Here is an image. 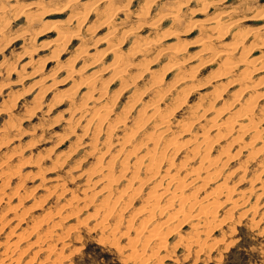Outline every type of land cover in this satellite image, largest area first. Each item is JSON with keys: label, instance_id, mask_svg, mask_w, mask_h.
<instances>
[{"label": "rangeland", "instance_id": "374dc122", "mask_svg": "<svg viewBox=\"0 0 264 264\" xmlns=\"http://www.w3.org/2000/svg\"><path fill=\"white\" fill-rule=\"evenodd\" d=\"M39 1L42 4H38V0H2V3L0 0V9L2 7L4 10L6 9L5 15L0 19V29L5 28L0 31L2 32L0 34V264H264V155L247 161L245 156L249 149H244L241 150L240 154H237L239 156L235 155L233 159L227 160L223 171L224 175L227 174L226 172L234 171L231 176L227 177V184L229 183L228 190H232L230 196L232 200H235V206L232 207V204L225 200V195L217 196L216 202L209 205L221 203L217 204L219 206L214 212L215 215L210 218V220L213 218V224L217 225H213L214 227L211 228L208 226L209 230L206 231L201 222L197 223L199 229L197 233L193 223L182 221L183 217L169 219L171 215L175 216V212L178 211L177 203L173 204L172 207L169 206L170 209L164 215L148 219V215L140 208L144 204L143 199L146 198L150 186L155 182L133 192L132 190L126 191L127 195L117 199L119 190L128 185L127 178L130 175L127 174L119 178L118 182L112 185L110 192H107V187L106 189L103 187L108 184L105 180H98V177H88L90 172L98 169L99 166L104 167L106 161L117 154L118 140L124 134L123 132H130L136 128L137 122L132 121L137 120L136 117H142L146 121L144 128H137L138 133L136 135L139 137L143 135L141 137L143 138L144 133L147 134L148 131L155 129L153 125L157 119L154 121L151 116L149 117L152 112L149 109L152 100L156 101L162 111L176 106V109H173L176 111H173L174 114L172 113L170 116L168 137L175 136L180 132L179 135H181L177 136V139L181 143L191 139L195 134L202 133V131H206L212 140L219 137V133L213 129L211 117L218 113L217 118L220 119L218 121L220 123L226 119L225 117L228 118L231 113L226 110L220 113L221 107L230 103L233 96H236L234 94H238L245 85H256L257 81L259 82L264 78V73L260 74L254 71L258 66L256 59L263 56L264 48L251 50L246 54L248 63L244 62L239 65L229 77L215 81L214 76L222 71L217 67V63L223 57H217L215 62L197 71L195 80L189 83V86L198 84L197 89L191 94H187L184 102H181L180 98H175V93L180 91V88L168 91L162 86L160 88L163 89V92L160 88H156L157 90L149 88L151 78L161 63L160 60L157 62L150 61L152 55L145 56V59H141L142 56H135L136 58L129 56L128 61L130 63L131 61L134 64L137 63L136 66L131 65V73L137 71V69H133L135 67L140 69V64H144L145 61L151 62L147 65L144 64L146 68L149 67V72L142 75L140 80H136L134 86L132 83L129 88L128 86L122 87L125 82L128 83L132 80L130 78V80L123 81L124 83L119 78H110L108 68H103V70L102 67H107L113 61V56L102 55L108 49V45L100 42L109 29L101 27L100 22L106 16L101 15L102 17L97 19L98 10L89 9L88 13L85 14L86 19L84 18L79 21L82 23H78L71 20L73 9L64 8L65 3L69 0ZM89 1L78 0L79 3H89L88 6L94 2L93 0ZM119 1L126 4L131 12H138L146 0ZM237 1L224 0L221 8L227 9L243 0ZM243 2L240 3L241 6L245 8L250 6L249 10L245 12L249 15L258 13L264 8V0H245ZM202 3L196 0H158L155 3L156 10L169 9L177 5L180 7V15L181 17L184 16L182 25L178 26L181 33L176 39H167L162 43L176 44L181 42L184 44L185 42L186 52L184 54L185 57L190 58L188 67L191 69L193 66L196 68L200 61H206L210 57L207 55L204 57L205 59L203 57L201 60L196 59L194 54L198 52L197 50L201 46L197 45L196 40L193 41L194 36L199 32H202V35L210 33L208 26L204 25L206 19L210 18L211 14L215 15L221 10V8L219 10L217 7L215 9L210 6L202 8ZM16 4L17 6H14ZM26 5L36 6L39 10H33H36L37 13L40 11V16H42V8L40 7L45 6L43 11L58 7V14L50 16L47 15L49 12H44L43 22H40L43 24L38 23L39 25L36 24L37 27L32 24V29L31 24L28 25L29 20H26L28 18L23 11V7ZM252 5H255L254 9H252ZM10 6L13 8L11 9ZM114 15L112 17L113 23L115 22L114 25L121 18H124L120 12H114ZM196 21L200 24L191 26ZM263 23L264 21L252 19L237 23L239 26L241 25V28L237 27L248 34L250 30ZM169 24L170 22L165 21L159 30L145 28L138 32L137 36L143 39L155 38L154 36L165 32ZM61 25H66L68 30H71L69 40L63 42L56 39L58 36L56 27L59 28ZM238 28L221 39L211 41L212 44L222 48V45L232 40L231 37L236 30H239ZM39 29H42L40 33ZM75 33L79 35L77 36ZM119 35L121 32L117 34V40ZM30 36L31 38H29ZM81 39L84 42L83 46ZM5 40L8 42L6 43ZM129 41L124 40L123 46L120 48L121 54L124 56L130 51ZM244 41L245 48H250L257 42V39L250 36ZM79 45L82 47L80 48ZM247 45L248 47H246ZM78 46L79 48H77ZM81 49L85 52L87 50V53L78 59L80 55L78 53ZM241 50L240 48L231 60H238ZM96 54L101 57L99 58ZM146 57L150 60H147ZM97 58L101 59L100 64L84 66ZM64 65L69 69L63 68ZM244 68L253 71L248 79L243 80L244 85H231L230 82L242 76ZM100 70L102 72L99 74ZM95 72H98L99 78L109 81L108 84L112 87L111 89L108 85V96L105 94L100 99L97 98L99 94L96 91L89 92L91 87L89 86V88L83 81L87 77L97 75V73L94 74ZM128 75L131 74L128 73ZM81 81L85 84L84 86L80 83ZM118 87L121 88V95L116 92L119 90ZM75 88H77V92L74 91ZM183 88L188 89L187 87ZM252 91L254 92L245 93L244 96L247 97L252 94L254 99L260 93H264V85L259 83ZM215 92L220 95L219 100L212 99ZM90 93L92 99L88 98ZM113 94L114 96H112ZM84 96L88 99H84ZM68 98L69 100H66ZM71 98L74 99L70 100ZM157 98L159 100H156ZM257 98L256 114L262 117L264 115V98L260 100ZM85 100H88L87 103ZM131 103L134 105L132 110L128 112L129 114L121 112L131 107ZM79 104L81 105L80 109H82V104H85L89 113L86 112L85 115L80 113ZM111 104H113L112 107ZM123 105L127 107L129 105V107L125 108ZM99 106H110L112 110L110 116L102 119L103 123L100 122V124L102 123L99 124L100 127H98L97 122L99 121L95 115L99 110L94 111V109H100ZM196 106L200 108L197 111L195 110ZM146 113L149 114L146 115ZM116 115H121L119 118L126 117L124 125L126 128L120 126L117 131L115 130L116 132H111L109 135L108 126L114 125L113 122L116 121L112 119L116 120ZM95 118L96 120H94ZM157 121L156 123H158ZM262 121L259 122L260 125L258 123V129L264 135V120ZM184 123L188 125L187 132L180 131L185 128L183 127ZM221 132L224 133L220 130ZM226 135L218 140L220 142L214 146V153L217 150L220 151V148H227L228 143L233 140L232 137H235L236 134H228L227 137ZM250 137L251 135L242 136L241 140L248 142ZM151 146V143L146 144L147 149ZM187 146L188 149L185 148L176 154L177 162L190 155L189 150L193 146L191 140ZM144 148L139 150L138 155H143L147 151ZM230 148L232 155L239 150L237 144H233ZM98 161L103 164L101 165ZM196 161L195 159L194 162ZM114 166V173L119 175L120 166L118 163ZM224 175L222 174V178L218 181L213 180L206 187H200L198 200L205 204L204 196L208 192L210 193L213 188L219 187L220 183H223ZM256 176L259 178L256 179ZM137 185L136 183L135 187ZM168 186L170 189L173 188L172 185ZM241 192L247 193L248 197L242 198ZM164 194L165 197L161 204L167 205L170 202L171 190L168 194L166 192ZM84 195L89 197L90 201L86 200ZM108 198L111 200L109 210L104 208L105 204L108 203ZM106 210H108L109 215L104 216L103 211ZM196 212L197 210L193 213ZM15 240H18L16 247L12 245ZM9 244L12 245L10 248H8Z\"/></svg>", "mask_w": 264, "mask_h": 264}, {"label": "bare ground", "instance_id": "6f19581e", "mask_svg": "<svg viewBox=\"0 0 264 264\" xmlns=\"http://www.w3.org/2000/svg\"><path fill=\"white\" fill-rule=\"evenodd\" d=\"M93 1L94 2H92V4H90L88 6L87 4H89V3H86V2L85 3H79L78 0H69L67 3H65L64 8L66 7V9H68L70 7L71 8L70 10L73 9V12L71 11L72 12L71 16L72 15L73 16H72V19H71V17H70V19L74 20L78 23H82L79 21H82L85 18V14L88 13L89 9L90 10L93 9V11L96 9L99 11V15L96 14L97 19L100 18L101 15L106 16V17H104V20H102V22H100V24H102L101 27L108 28L109 31L106 35H104L101 38V40L100 39L99 40H100V42L108 45V47H107L108 49H106V51L104 50L105 52H103L104 54H102V55L103 56L112 55L113 61L110 62V64H108L107 67H102V69L108 68L110 78H114V77L119 78L122 82L127 81L129 78L132 79L128 83L123 82L124 86H122V84H120V86H122V87L128 86V88H129V86H131L132 83L134 86V84H136V83H134V82H136V80H138V79L140 80L142 75L149 72L148 71L149 67L146 68L144 66V64L147 65L148 63H151V62L145 61L144 64H140L141 66L143 65L142 67L140 66V69L135 67L133 69H137V71L135 70L136 72L133 71L134 73H131V68H132L131 65H133L134 63H132V61H131V63L128 61L130 59L129 56H131V57L133 56V58L135 56H137V57L142 56L141 59H143L147 55H149V56L152 55V59L150 60V58L148 59L146 57L147 60H150V61L154 60L155 62L160 60L161 63H160L159 69L158 70L156 69L157 71L154 72V75L152 76V78H151L152 80H151L150 85H149L150 87L149 86L148 87L152 88V89H156V88H160V87L164 86L162 88H166L168 91L177 90L178 88H180L181 90L175 93V98L176 97L180 98L181 102H184L185 96L187 94L189 95V93L191 94L193 91H195L197 89L196 87L198 86V84H193L192 86H189V83H191V82H193V80H195V77L197 76L196 75L197 71L200 69H203L204 66H207L208 64L215 62L217 57H220V58L223 57V59L220 60L219 63H217L218 64L217 67H219L222 71H219V73L214 76L213 79L215 81L220 80L223 77H229V75H231V73L233 74L234 70L236 68H238L239 65L243 64L244 62L248 63L249 61L247 62V60H246L248 58L246 56V54H248L251 50L258 49V48H262V49L264 48V23L260 24L256 28H253L252 30H250L248 34L245 30H244L245 32H242V30L240 29L241 25L240 26L238 25L241 21L246 22V21H250L252 19L253 20L255 19L258 21L259 20L264 21V8L262 9V11H259L258 13H254L252 15L246 14L245 12H247V10H249L250 6L248 8H245V7L241 6V4H240L241 2H243L245 0H243V1L240 0L241 2L239 4L236 3V5L229 6V8H227V9L221 8V6L224 3V0H196L197 2H203L202 8L206 7V6H210V7H213L215 9L217 7V8H219V10L221 8V10H220V12L216 13L215 15H212L210 13L211 14L210 18L208 17L206 19V23L204 25L208 26L210 33H206V34L203 33L204 35H202V32H199V34L197 33V35H195L193 38V41L196 40L195 42H197V45L201 46V48L199 50H197L198 52L196 54H194L196 59L201 60L202 57L204 58L207 55H209L210 57L206 61H202V62L200 61V64L198 66L196 65V68L193 66L192 69L188 67V65L190 64V61H189L190 58L185 57V54H184L186 52L185 51L186 48L184 46L185 42H184V44L181 42L180 43L178 42L176 44H164V43H162V41L167 40V39H176V37H179V34L181 33V29L178 26L182 25L181 23L184 21V19L182 20V18L184 16L181 17V15H180L181 10H180V7L178 5L175 7H173L171 5L172 6L171 8H169V6H168L169 9L164 8V10L163 9H157L156 10L155 9V3L158 0H146V1H144L145 3L143 4L142 8L140 10H138V12H136V11L131 12L129 10V8L127 7V5L122 4L119 0H97V1L93 0ZM127 1H130V0H127ZM39 2L40 1L38 0V4H42L41 2L40 3ZM88 2H90V1L88 0ZM1 3H2V0H1ZM48 3L50 4V2H48ZM243 3H245V2H243ZM52 4H53V2H52ZM2 5H4V4H2ZM242 5H244V4H242ZM246 5L247 4H245V6ZM6 6H7V4H6ZM14 6H17V4ZM36 6H37V4H36ZM36 6L34 7V6H27L26 5L23 7L24 9L22 8L24 13L27 16L26 18H28L26 20H29L27 23H29L28 25L31 24L30 27L32 26V29H33L32 24H35V26H36V24L43 22L42 16H43L44 12H49L47 15H50V16H53L54 14H56L58 12V7L57 8L54 7L51 9L49 8L48 11H43V8L46 7L44 5L45 7H40V8H42V11H41L42 16H40L41 15L40 11L37 13V11L39 9H37ZM251 7H252V9H254L255 5H252ZM10 8H11V6H10ZM12 8H13V6H12ZM2 9L4 10L3 7H2ZM2 9H0V19L3 15H5L4 13L6 11V9L4 11ZM7 9H9V8H7ZM33 9H37V11L33 10ZM46 9H48V8H46ZM113 11L116 13L120 12L121 15L123 14V16H124V18H121L119 20V22H117L115 25H114L115 22L113 23V21H112L113 20L112 17L114 15ZM207 11H208V9H207ZM214 11L217 12V10H214ZM19 12L21 13V11H19ZM112 12H113V14H112ZM242 12H243V14H242ZM239 13H241V15H238ZM66 21H68V20H66ZM84 21H86V20H84ZM165 21L170 22V24L167 27L166 31L163 32L161 35L154 36L155 38L148 37L146 39H143V38H140L139 36H137L138 32H140L141 30H143L145 28H149L151 30L161 29L159 27L162 24H164ZM46 23H48V22L46 21ZM199 24L200 23L198 21H196V22L192 23L191 26L199 25ZM202 26H203V24H202ZM202 26L200 25V27H202ZM237 26L240 28H238ZM45 27H48V26H45ZM181 27H183V26H181ZM3 28H1V29H3ZM236 28H238L239 30L235 31V33L232 35L233 37H231L232 40L230 39L231 41L229 43L227 42V44L225 43L224 45H222L223 46L222 48H219L218 45H217L218 47H216L212 44L211 41L225 37L226 35H228L230 32H232ZM1 29H0V31H3ZM42 29L38 30L39 33H40V30H42ZM56 29L58 31L57 32L58 36L56 37V39H59L60 42L61 41L63 42L64 40L66 41L67 39L69 40L68 37L71 34V30H68V26L61 25V26H59V28L57 26ZM31 30H29V31H31ZM19 31H21V30H19ZM33 32H35V31H33ZM33 32H31V33H33ZM75 32H78V31H75ZM90 32H92V31H90ZM119 32H121V35H119L120 37L117 40L116 36ZM153 32H156V31H153ZM0 34H2V32H0ZM33 34H35V33H33ZM75 34L77 36L79 35L77 33H75ZM157 34H159V33H157ZM4 36H7V35H4ZM250 36L251 37L253 36L255 39H257V42H255L252 46L250 44V46H251V47L249 46L250 48H245L243 42H245L244 40ZM22 37H24V36H22ZM29 38H31V36ZM124 40H128V41L130 40L128 42V44H130V46H129L130 51H128V53L125 56H124V54H121L122 52L120 51V48L123 46L122 43ZM54 41H55V39H54ZM81 41H82V39H81ZM7 42L8 41H6V43ZM96 42H97V40H96ZM83 43L84 42L82 41V43H81L82 46H83ZM81 45H79L80 48L82 47ZM55 46H57V45H55ZM79 46L77 48H79ZM246 47H248V45ZM240 48L242 50H241V53L239 54V56H240L239 59L236 61L231 60V58L236 53H238ZM82 49L78 53V54H80L78 56V59L81 56H85L86 55L85 53H87V50L85 52ZM78 54H76V55H78ZM96 55L98 56V54H96ZM92 56H93V54H92ZM99 58L93 59L91 62L86 63L84 66L86 67V66L91 65V64L92 65L100 64L101 59H99ZM137 61L139 62V60H137ZM256 63L258 64V66L254 69L255 73H260V74L264 73V54H263V56L258 57L256 59ZM134 65L136 66L137 63ZM64 66L65 67H63V68L69 69V67H67V66H70V65L67 64V66L66 65H64ZM84 66H83V68H84ZM101 70L99 71V74H100V72H102ZM242 71H243L242 76L238 77V79L233 78L235 80L234 81L232 80L233 82H230L231 85H237V86L238 85H241V86L244 85L243 80L248 79L251 75V72H253V71L246 70L245 68ZM71 72L74 73V71H71ZM96 73H97V75H95L93 77L92 76L87 77L83 81L85 82V84L88 85V87L89 86L91 87V90L89 89L90 87L88 88L90 90L89 92L96 91V93L99 94V96L97 98L100 99L101 97H104L105 94L106 95L108 94V92H109L108 82L109 81H106V79L103 80V79L99 78L98 72H95L94 74H96ZM128 73L131 75H128ZM94 74H92V75H94ZM113 81H114V79H113ZM110 82H111V80H110ZM80 83L83 84V86L85 85L84 83H82V81ZM98 83H100V84H98ZM105 83H107V84H105ZM259 83L260 84L262 83V85H264V78H262L259 82L257 81L256 85L255 84L254 85H245L242 88V90L239 91L238 94H234L236 96H233V99L231 100L230 103H228L226 105L224 104V107H221L222 111H220V113L225 112V110L228 111L229 113H231V115L228 116V118L225 117L226 119L221 121V123L218 122L220 120L217 118L218 113L216 114V116L211 117L213 120V129L215 131H217V133H219V135H218L219 137H217L213 140L210 139V135H208V133L206 131H204V132L202 131V133H200L198 135L195 134L194 137H192L191 139H188L184 143H181V141L177 139L178 138L177 136L181 135V134L179 135L180 132H178L175 136L168 137L169 136L168 133L170 131V120H171L170 116L172 115L173 111L174 112L176 111V110H173L176 106H172V107H170L171 109L169 108L168 110H165L162 108L164 110V111H162L160 106L156 103V101L154 102V100H152L153 102H151L149 105V109L152 111L151 114L149 115V117L151 116V118L154 119V121H155V119L158 120V121L156 120L158 123H156V121H155V123L153 125V127L155 129L152 131H148L147 134L144 133L143 138H141L143 135H141V137H139V135H136L138 133L137 128L138 129L144 128V126H146L145 125L146 121L142 117L141 118L136 117L137 120H135V121L132 120L133 122H137L136 128L133 130H130L129 128H131V127L129 126L128 129L130 130V132H123L124 133L123 135H125V136L122 138V136H123L122 135L121 136L122 139L120 138V140H118L117 146L119 145V148L116 150L117 154H115L113 158L110 157L112 159L106 161L107 163L105 164L104 167L99 166L98 169L94 168L95 170L90 172L88 177H90V178L98 177V180H103V181L105 180L108 184H107V186H103V187L105 189L107 187V192H110L112 185H115V183L118 182L119 178H121L127 174L130 175V177L127 178L129 181L127 183L128 185L119 190V193H117L118 194L117 199H120V197L127 195L126 191L128 192V191L132 190V192H133L136 189H139V188L141 189V188L147 187L151 182H155L154 184H152L150 186V189H149L148 193L146 194V198L143 199L144 204H143V206H141L142 208H140V209H142V211L145 214L148 215V219H152L156 216L164 215L170 209V208H168L169 206L172 207L173 204L177 203V205L179 206L177 209L178 211L175 212V216L171 215L169 217V219L174 218V217H177V218L183 217L182 221H187V222L193 223L192 225L195 227L196 233L199 232L197 223L201 222L202 225L205 226V230L208 231L209 230L208 226H209V228H211L214 225L213 224L214 219L212 218V220H210V218H211V216L215 215L214 212L217 210L216 209L217 206H219L217 204H221L218 202V203H215V204H212L211 206H209L212 202H216L215 198L217 196L225 195V200L228 201V203L232 204V207L235 206V200H232V198L230 196L232 190H228L229 189V186H228L229 183L227 184V179H228L227 177H229V175L231 176L232 172H234V171L231 170V172H229V173L226 172L227 174H225V175H224V171H223V168H224L225 164L227 163V160H229L230 158L233 159L235 155L240 154L241 150H244V149L245 150L249 149V152L245 156L246 157L245 159H247V161H249V159L254 160L257 157H259L260 155H264V135H262V133L258 129V126L260 125L259 122H263L262 120H264V115H262V117H261V116H257V114H256V112H257L256 109H257V105H258L257 104L258 101H256V98L258 97L259 98V99L257 98L258 100L264 98V93H262V94L260 93L259 95L254 97V99L252 97V94L251 95L249 94L247 97L244 96L245 93L254 92L252 90L255 87H257V84H259ZM109 86L111 87V85H109ZM183 87H187L188 89H185ZM76 89L77 88H75L74 91L77 92ZM111 89H112V87H111ZM120 89L121 88H119V90ZM119 90H117V91L115 90V91L119 92L118 94L121 95V93H120L121 90L120 91ZM162 90L163 89H161V91ZM70 94H72V93H70ZM84 95H85V93H84ZM112 96H114V94ZM219 96L220 95L215 92V95L213 94L212 99L219 100ZM73 97H74V95H73ZM86 97H87V93H86ZM86 97L84 96V99ZM90 97H91V93H90V96L88 98H90ZM160 97L162 98V96H160ZM69 98L66 100H69ZM88 98H86V99H88ZM73 99L71 98L70 100H73ZM90 99H92V98H90ZM108 99H111V98H108ZM115 99L116 98L114 97V100ZM96 100H98V99H96ZM156 100H159V99L157 98ZM87 101L85 103H87ZM89 101H91V100H89ZM108 101L110 102V100H108ZM83 102H84V100H83ZM83 102H81V103H83ZM113 102H115V101H113ZM71 104H72V101H71ZM80 104H79V106H80L79 109L81 108ZM127 104H130V103H127ZM105 105H107V104H105ZM131 105H132V103H131ZM133 105L131 107H129V105H128L129 108L127 106L123 105V106H125V108L127 107L128 109L123 110L121 112H124L125 114L128 113L130 110H132ZM183 105H184V103H183ZM75 106L77 107V105H75ZM112 106H113V104H111V107ZM86 107L87 106L85 104H82V109L79 110L80 113L84 114V113L88 112ZM2 108H4V107H2ZM90 108H89V110H90ZM99 108L100 109H98V108L96 110L94 109V111L99 110L98 113L95 114L98 118L97 121H99V122H97L98 127H100V125L103 123L102 119L104 117H107L112 111L110 106L109 107L99 106ZM195 108H196L195 110L197 111L199 106H196ZM143 112H141V114H144ZM118 113H117V115H118ZM125 114H123V115L125 116ZM147 114H149V113H146V115ZM117 115H116V117H117L116 120L112 119V120L116 121V122H113L114 125L108 126L109 135L111 132L113 133L115 130L117 131L118 127H120V126H123V128H124V125L126 122V117L119 118L121 115L120 116H117ZM88 120H89V118H88ZM94 120H96V118ZM147 120H149V119H147ZM100 122H102V123L100 124ZM149 122H150V120H149ZM149 122L147 121L148 124H150ZM258 123H259V125H258ZM131 124H133V123H131ZM185 125L183 126L185 128L180 130V131H182V132L188 131V125H186L187 127ZM134 127L135 126L133 125V128ZM151 127H150V129H153ZM125 128H126V126H125ZM85 129L87 130V128H85ZM88 129H89V127H88ZM220 130L224 131V133H222V132L220 133ZM139 131H141V130H139ZM225 134H227V135L228 134L229 135H232V134L235 135L236 134V135H235V137H232L233 140L230 143H228L229 146L227 148H220V151L217 150V152L214 153V150H215L214 146L220 142V141H218V140H220V138L225 137ZM191 135H192V133H191ZM227 135H226V137H227ZM247 135L248 136L251 135L250 140L248 142L241 140L242 136H247ZM190 140L193 144V146L189 150L190 155H187V157H185V158L181 159L179 162H177L175 159L176 154H178L180 151L185 150V148L188 147L187 144ZM109 142H110V140H109ZM149 143H151L152 146L149 147V149H147L146 144H149ZM233 144H237V146L239 147V150L236 151L235 153H233V155H232V153L230 151V149H231L230 147L233 146ZM144 147L147 149V151L143 155L142 154L138 155L139 150L141 148H144ZM107 151H108V148H107ZM237 156H239V155H237ZM101 158H99V160H101ZM195 159L197 160L196 162H194ZM263 159H264V157H263ZM98 162L101 164V161H98ZM104 162H105V160H104ZM116 162L120 166L119 175H116L114 173V169H113L115 167L114 165L117 164ZM99 163H97V164L99 165ZM263 169H264V167H263ZM243 171H244V169H243ZM182 172H183V174H182ZM222 174L225 176V177H223V180H224V181H222L223 183L222 184L220 183L219 187L213 188L210 193L208 192V194H206L204 196L205 204L203 203V201H199L198 200V197H199L198 192H199L200 187L201 188L206 187L208 185V183H210L213 180L218 181V179L222 178L221 177ZM258 178L259 177L256 176V179H258ZM136 183L138 184L137 185L138 187L137 186L135 187ZM91 185H93V184H91ZM168 185H172L173 188L170 189ZM84 190H86V189H84ZM170 190H171V194H170L171 196L169 199L170 202L167 205L161 204L163 198L165 197L164 193L166 192L168 194L170 192ZM250 190H252V188H250ZM116 192H118V191H116ZM250 192H252V191H250ZM241 193H242V198L248 197L247 193H245V192H241ZM84 197L86 200H89L88 199L89 197H87L86 195H84ZM109 198H111V197H109ZM109 198H108V203H106L105 207H104L108 210H109V202L111 201V200H109ZM211 199H213V200L211 202H209V200H211ZM114 200H112V201H114ZM253 205H254V203H253ZM248 209H250V208H248ZM108 210L103 211L104 216H106L107 214L109 215ZM196 210H197V212L193 213ZM183 223H185V222H183ZM216 225L217 224H215L214 226H216ZM17 241L15 240L12 243V245L15 247L18 246V245H16V244H18ZM12 245L9 244L8 248H10Z\"/></svg>", "mask_w": 264, "mask_h": 264}]
</instances>
